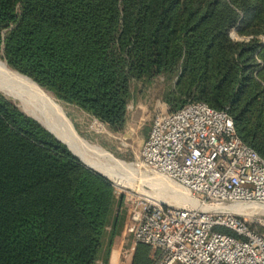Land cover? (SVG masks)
I'll return each instance as SVG.
<instances>
[{"label":"trees","instance_id":"trees-1","mask_svg":"<svg viewBox=\"0 0 264 264\" xmlns=\"http://www.w3.org/2000/svg\"><path fill=\"white\" fill-rule=\"evenodd\" d=\"M0 56L118 130L135 84L175 79L174 112L184 98L227 110L264 160V0H0ZM113 200L0 95V264H96ZM156 260L137 244L133 264Z\"/></svg>","mask_w":264,"mask_h":264},{"label":"built area","instance_id":"built-area-1","mask_svg":"<svg viewBox=\"0 0 264 264\" xmlns=\"http://www.w3.org/2000/svg\"><path fill=\"white\" fill-rule=\"evenodd\" d=\"M138 163L200 206L166 205L131 190L133 241L151 247L156 264H264V222L220 209L264 206V160L238 137L227 110L189 102L157 115Z\"/></svg>","mask_w":264,"mask_h":264},{"label":"rangeland","instance_id":"rangeland-1","mask_svg":"<svg viewBox=\"0 0 264 264\" xmlns=\"http://www.w3.org/2000/svg\"><path fill=\"white\" fill-rule=\"evenodd\" d=\"M232 39L236 41L247 40L237 36L234 30L231 31ZM0 61L17 73V70L8 65L3 56H0ZM22 74V73H21ZM175 82L171 79H166L162 76L154 79L146 84H135L132 88L131 100L127 106L126 124L123 130H118L107 123L101 121L94 115L83 110L77 105L70 104L58 99L52 92L42 88L49 93L62 107L67 118L72 123L76 133L81 139L85 140L89 145L98 147L105 151L110 157L131 167L114 166L111 171L113 175L105 177L114 189V200L109 213L105 232L102 238V247L100 249L96 264H133L135 248L137 246L133 241V225L130 219L131 203L128 199V194L131 190L140 193L152 195L149 197L158 200L166 205L179 207H200L198 204L189 205V203H180L182 200L173 199V196H179L181 190L176 185L171 184L166 179L155 175L144 169L138 163V154L143 145V142L149 134L154 118L159 114L172 113L180 104V101L170 103L167 99L171 92V85ZM8 102L15 105L26 116L31 117L36 121L47 133L53 136L57 141L66 146V148L86 167L83 161L74 154L68 146L60 140L53 132L41 124L38 120L28 114L21 103L0 92ZM185 104L192 102L191 98H184ZM183 104V105H185ZM29 107L32 108L31 105ZM28 109V108H27ZM89 166V165H88ZM91 167V166H90ZM131 168V169H129ZM91 170L90 168H88ZM96 170V168H95ZM136 170V171H134ZM97 173L94 170H91ZM99 172V171H98ZM178 201V203H177ZM180 203V204H179ZM246 204H233L226 207L228 210H233L242 214L243 217L250 223L257 220L264 222V206L254 205L239 210L237 207ZM150 257L156 258L157 254L151 247Z\"/></svg>","mask_w":264,"mask_h":264},{"label":"bare ground","instance_id":"bare-ground-1","mask_svg":"<svg viewBox=\"0 0 264 264\" xmlns=\"http://www.w3.org/2000/svg\"><path fill=\"white\" fill-rule=\"evenodd\" d=\"M0 92L19 101L25 111L27 112L28 110V114L36 118L41 124L53 132L74 154L79 156L83 162L92 168H96V170L105 175H107V173L108 175L109 173L113 175L114 171H111L113 169V164L116 167H131L130 165L125 166V164L110 157V155L102 149L89 145L85 140L81 139L76 133L72 123L67 118L61 105L49 93L41 89L27 76L10 70L6 64L1 61ZM29 105H31L33 109H31ZM180 190L181 194L179 196H173L172 200L175 202L176 200H182L180 203L187 202L189 205L197 203L188 191L182 188H180ZM137 191L139 190L137 189ZM143 194L147 197H152V195ZM251 205L252 204L248 203L237 208L245 209L246 207H251ZM220 209L227 210L226 208Z\"/></svg>","mask_w":264,"mask_h":264},{"label":"water","instance_id":"water-1","mask_svg":"<svg viewBox=\"0 0 264 264\" xmlns=\"http://www.w3.org/2000/svg\"><path fill=\"white\" fill-rule=\"evenodd\" d=\"M36 119V118H35ZM37 120V119H36ZM78 157V156H77ZM79 158V157H78ZM84 163V162H83ZM85 164V163H84ZM86 165V164H85ZM88 168H90L91 170H94V171H96L94 168H92V167H90V166H88V165H86ZM98 174H100V175H102V176H105V177H108L107 175H105V174H103V173H101V172H98V171H96Z\"/></svg>","mask_w":264,"mask_h":264}]
</instances>
